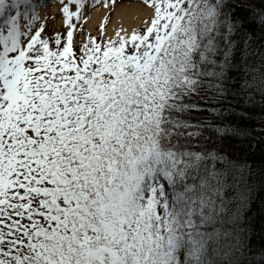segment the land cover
<instances>
[{
    "label": "snow or ice",
    "instance_id": "snow-or-ice-1",
    "mask_svg": "<svg viewBox=\"0 0 264 264\" xmlns=\"http://www.w3.org/2000/svg\"><path fill=\"white\" fill-rule=\"evenodd\" d=\"M143 3L0 0V264H264V0Z\"/></svg>",
    "mask_w": 264,
    "mask_h": 264
},
{
    "label": "bare ground",
    "instance_id": "bare-ground-1",
    "mask_svg": "<svg viewBox=\"0 0 264 264\" xmlns=\"http://www.w3.org/2000/svg\"><path fill=\"white\" fill-rule=\"evenodd\" d=\"M44 10L50 11L47 5L42 9V13ZM106 12L107 6L104 3L93 7L85 15L88 26L95 28L102 21ZM150 14L151 9L146 7L141 1L124 0L115 7L111 14L110 21L106 25V33L109 37H114L115 31L119 28H123L129 32L133 28H140Z\"/></svg>",
    "mask_w": 264,
    "mask_h": 264
},
{
    "label": "rangeland",
    "instance_id": "rangeland-1",
    "mask_svg": "<svg viewBox=\"0 0 264 264\" xmlns=\"http://www.w3.org/2000/svg\"><path fill=\"white\" fill-rule=\"evenodd\" d=\"M123 1L124 0H115L114 5L111 2H109L107 4V12L104 15V17L105 16L109 17V21H110L111 14L113 13L115 7L118 4H121ZM131 1H137V0H131ZM138 1H141L143 3V0H138ZM67 2H68V0H51L48 4H46L47 8L50 10L49 12L47 10H44L42 13V9H44L45 6L41 7L39 9L40 15L42 17H47V23L45 24V31L49 32L50 35L54 32H57V31L58 32H64L65 31L66 25H65L64 16L62 15V4L67 3ZM102 3L105 4V0H100L99 3L95 4V6H98ZM92 4H93V0H88V6L86 7L85 10H83L84 15H86L87 12H89L93 8ZM72 7L74 9L75 5L73 4ZM24 23H26V22H24ZM101 23H104V18L102 19V21L98 25L95 26V28H90L88 26V22L86 19H84L80 23H78L77 28L74 32V46L79 45V41H80V38L82 35L86 39L87 35L89 33L91 35L97 36V38L99 39L100 34H101L99 26ZM108 23L109 22H107L105 24V28H106V25Z\"/></svg>",
    "mask_w": 264,
    "mask_h": 264
},
{
    "label": "trees",
    "instance_id": "trees-1",
    "mask_svg": "<svg viewBox=\"0 0 264 264\" xmlns=\"http://www.w3.org/2000/svg\"><path fill=\"white\" fill-rule=\"evenodd\" d=\"M254 125H255V132H254V136L257 138L256 141H254L257 145V149H259L260 147V139L261 137H264V121H260V120H257L254 122ZM257 155L258 156H261V157H264V152H261V151H257ZM250 181L253 179V177H250L249 178ZM255 179L259 180L260 177H255Z\"/></svg>",
    "mask_w": 264,
    "mask_h": 264
}]
</instances>
